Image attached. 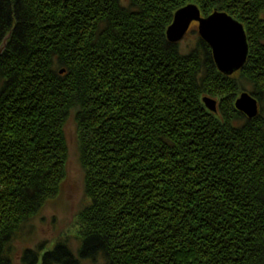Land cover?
<instances>
[{"label":"trees","instance_id":"1","mask_svg":"<svg viewBox=\"0 0 264 264\" xmlns=\"http://www.w3.org/2000/svg\"><path fill=\"white\" fill-rule=\"evenodd\" d=\"M191 4L243 25L233 76L196 31L167 42ZM263 14L264 0H0V264H264ZM246 88L250 120L234 108ZM71 119L78 247L18 254L61 195Z\"/></svg>","mask_w":264,"mask_h":264},{"label":"water","instance_id":"2","mask_svg":"<svg viewBox=\"0 0 264 264\" xmlns=\"http://www.w3.org/2000/svg\"><path fill=\"white\" fill-rule=\"evenodd\" d=\"M64 2L68 0H63ZM170 27L166 31L167 42L179 44L187 36L192 24H197V35L210 47L215 67L224 77H230L241 70L248 58L247 35L243 25L227 13L214 10L212 14L203 16L195 4L180 8L174 13ZM8 34L0 45V57L6 51ZM63 74V72H60ZM203 104L207 110L217 114L218 102L204 97ZM234 108L248 120L259 113L258 101L250 93L242 92L234 103Z\"/></svg>","mask_w":264,"mask_h":264},{"label":"rangeland","instance_id":"3","mask_svg":"<svg viewBox=\"0 0 264 264\" xmlns=\"http://www.w3.org/2000/svg\"><path fill=\"white\" fill-rule=\"evenodd\" d=\"M261 18L264 20V14ZM189 30L190 32L186 34L187 36L179 43L181 48L193 43L197 35V24H192ZM193 31H196V35L192 33ZM247 91L248 88L241 91V93ZM214 100L218 102V99ZM65 128V138H67L69 149V162L67 166V178L65 179L61 195L58 199L49 202L42 213V217L33 223V236L26 243H17L16 248L18 249V254H20L24 247H33L40 241L49 242L47 248L50 250L54 241L60 237H68L70 245L74 250L78 247L79 235L78 226L75 225V215L81 205L84 181L82 170H80L77 160L76 127H74L72 119L66 124Z\"/></svg>","mask_w":264,"mask_h":264},{"label":"flooded vegetation","instance_id":"4","mask_svg":"<svg viewBox=\"0 0 264 264\" xmlns=\"http://www.w3.org/2000/svg\"><path fill=\"white\" fill-rule=\"evenodd\" d=\"M194 24V23H193Z\"/></svg>","mask_w":264,"mask_h":264}]
</instances>
